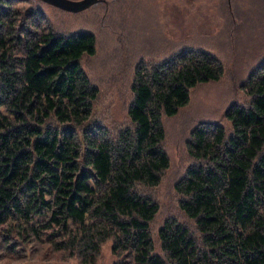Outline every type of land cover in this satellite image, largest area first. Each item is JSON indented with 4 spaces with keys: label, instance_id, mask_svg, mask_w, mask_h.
Masks as SVG:
<instances>
[{
    "label": "trees",
    "instance_id": "trees-1",
    "mask_svg": "<svg viewBox=\"0 0 264 264\" xmlns=\"http://www.w3.org/2000/svg\"><path fill=\"white\" fill-rule=\"evenodd\" d=\"M10 3L0 0L4 246L44 242L79 264H96L107 242L117 264H264V59L242 85L249 102L226 107L227 126L191 129L192 163L175 190L195 230L171 218L156 243L159 206L142 188L158 186L170 165L163 118L189 103L193 87L219 80L222 61L184 46L137 62L129 123L111 131L90 122L97 87L80 61L95 53L94 34L17 25ZM42 263L53 262L27 264Z\"/></svg>",
    "mask_w": 264,
    "mask_h": 264
},
{
    "label": "rangeland",
    "instance_id": "rangeland-1",
    "mask_svg": "<svg viewBox=\"0 0 264 264\" xmlns=\"http://www.w3.org/2000/svg\"><path fill=\"white\" fill-rule=\"evenodd\" d=\"M10 7L17 25L34 19L40 27L59 34L79 30L94 34L95 53L80 61L97 87L90 122L111 131L129 123L127 110L137 62L155 63L184 46L187 52L204 49L220 58L223 76L193 87L189 103L174 116L163 118V146L170 165L158 186L142 188L159 206L150 225L156 243L158 230L168 219L188 223L195 230L194 222L179 208L175 190L192 163L186 143L199 122L218 121L227 126L224 111L229 103L249 102L242 85L264 59V0H99L78 12L41 0H11ZM33 245L8 249L0 235V264H79L78 258L53 251L44 242ZM96 264H117L109 242L103 245Z\"/></svg>",
    "mask_w": 264,
    "mask_h": 264
},
{
    "label": "water",
    "instance_id": "water-1",
    "mask_svg": "<svg viewBox=\"0 0 264 264\" xmlns=\"http://www.w3.org/2000/svg\"><path fill=\"white\" fill-rule=\"evenodd\" d=\"M41 1L66 11L78 12L88 8L98 0H41ZM42 264H57V263H42Z\"/></svg>",
    "mask_w": 264,
    "mask_h": 264
}]
</instances>
